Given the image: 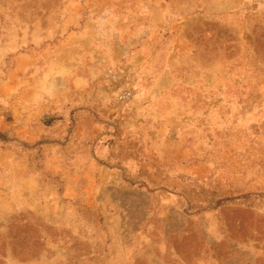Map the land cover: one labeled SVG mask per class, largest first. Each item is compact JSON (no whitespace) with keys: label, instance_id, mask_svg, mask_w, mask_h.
Here are the masks:
<instances>
[{"label":"rangeland","instance_id":"374dc122","mask_svg":"<svg viewBox=\"0 0 264 264\" xmlns=\"http://www.w3.org/2000/svg\"><path fill=\"white\" fill-rule=\"evenodd\" d=\"M0 264H264V0H0Z\"/></svg>","mask_w":264,"mask_h":264},{"label":"built area","instance_id":"2783aa9c","mask_svg":"<svg viewBox=\"0 0 264 264\" xmlns=\"http://www.w3.org/2000/svg\"><path fill=\"white\" fill-rule=\"evenodd\" d=\"M132 94L130 92L125 93L120 100L123 102H127L128 100H130L132 98Z\"/></svg>","mask_w":264,"mask_h":264}]
</instances>
